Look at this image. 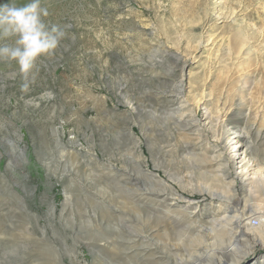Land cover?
Instances as JSON below:
<instances>
[{
  "label": "rangeland",
  "instance_id": "1",
  "mask_svg": "<svg viewBox=\"0 0 264 264\" xmlns=\"http://www.w3.org/2000/svg\"><path fill=\"white\" fill-rule=\"evenodd\" d=\"M43 4L46 21L65 31L60 45L27 80L15 62L0 61V264H128L104 249L110 234L134 231L123 228L120 204L161 184L198 206L192 226L227 264L218 247L224 234L233 244L230 222L223 233L199 221L215 208L208 192L232 206L243 196L238 183L220 188L213 171L223 163L211 147L238 136L264 157V0ZM233 146L228 157L239 155ZM188 227L170 242L182 249L168 263L210 264L186 255ZM153 242L162 245L161 236ZM254 250L259 264L264 248Z\"/></svg>",
  "mask_w": 264,
  "mask_h": 264
},
{
  "label": "bare ground",
  "instance_id": "2",
  "mask_svg": "<svg viewBox=\"0 0 264 264\" xmlns=\"http://www.w3.org/2000/svg\"><path fill=\"white\" fill-rule=\"evenodd\" d=\"M199 106L200 105L196 103L194 108ZM190 111H193V109L190 108ZM227 145L228 147L229 145H234L233 148H238L239 155H234L233 158L228 157V154H225V151H229L227 150ZM227 145L215 144L211 147V149H217V154L215 156L217 159L219 158L218 161L223 163L220 164L222 167L217 168L218 170L212 168V171L214 170L213 172H216V179L219 178L221 184L220 188L225 184L235 186L238 183L241 190L240 193L243 194V196L241 197L236 194L235 197V195H233V203L235 204L232 206L226 202L230 200L229 196H225L221 194L222 192H217L216 190L208 192V194L215 198L210 202V204L215 207L214 209L212 208L211 213L213 214L214 212L215 215L217 214L216 216H218V218L210 213L211 215L208 216L209 220L199 221V228L205 229V226H209L217 228L218 231L224 233L225 227H228V222H230L229 225L231 226V230L235 233L233 244L232 246L231 243L228 246L225 245V234L223 236L221 233L220 235H222L223 240L220 239V241L222 240L221 242L223 245L218 247V250L220 249L222 253L226 252L231 255L227 264L236 263L246 256L252 257V259L254 258L253 263L257 262L258 264V258H256L257 254L254 249L258 246L264 248V157L262 159L253 157V152L244 144L243 138L238 136L229 138ZM216 160L214 162H217ZM233 166H235V170H238L234 174L229 172ZM209 169L210 168L207 170ZM160 186L161 189L158 191H149L148 194L139 193L134 201L125 199L120 204L119 217L124 224L123 228L131 226L134 231L132 232L131 230V232H127L128 230H125L124 234H120L121 236L110 234L112 238L104 249L109 250L114 256V260L122 259L128 264H177L175 260L173 263H168V258H171L173 255H180L179 257H181L180 251L182 248L174 247L170 242L173 241L178 229L182 228V226L184 227L186 223H189V227L187 228V240H185L183 244L186 245L184 250L186 251V255L191 257L192 260L196 257L203 258L204 261L211 264L212 262L210 261L213 260L212 255L214 253L212 250H214V248H211V251L207 249L209 245H206V235L208 234H203L201 236L199 235L200 232L198 233L196 231L197 227H195V225L192 226L193 220L200 215L198 206L196 205V207L190 208V202H183L180 204L179 200H184L185 198L180 196L181 194L176 195L173 186H165L164 184ZM185 191L188 193L187 190ZM142 196L154 202L157 207H162L161 212L155 211L142 202L140 199ZM254 200H256L255 202H258V204H255ZM251 202L255 204L254 210L253 206L249 205ZM156 206L154 205L152 207L156 208ZM245 209H247V211ZM228 213H232V215L229 216ZM255 213L257 216L254 220L257 221V224L254 226L251 224V220ZM110 217L112 218V216ZM157 235L161 236L162 245L153 242ZM107 237L108 235H104L99 241L103 242ZM195 241L198 242V244H195ZM225 242L227 243V241ZM97 247L101 248L100 246ZM239 249H241V251ZM232 251L236 253L233 254L234 256H232ZM213 261H218L216 263L220 264V260ZM51 264H56V261ZM259 264H264V257Z\"/></svg>",
  "mask_w": 264,
  "mask_h": 264
},
{
  "label": "clouds",
  "instance_id": "3",
  "mask_svg": "<svg viewBox=\"0 0 264 264\" xmlns=\"http://www.w3.org/2000/svg\"><path fill=\"white\" fill-rule=\"evenodd\" d=\"M49 15L43 0L0 2V61L15 62L24 80L37 60L53 53L65 38L60 25L46 21Z\"/></svg>",
  "mask_w": 264,
  "mask_h": 264
}]
</instances>
